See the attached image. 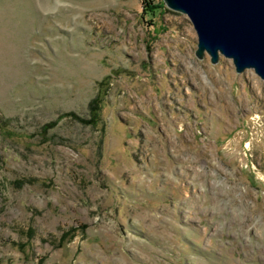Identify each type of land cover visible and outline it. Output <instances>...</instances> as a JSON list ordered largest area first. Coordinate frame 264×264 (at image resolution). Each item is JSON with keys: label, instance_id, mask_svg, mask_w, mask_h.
Wrapping results in <instances>:
<instances>
[{"label": "rangeland", "instance_id": "1", "mask_svg": "<svg viewBox=\"0 0 264 264\" xmlns=\"http://www.w3.org/2000/svg\"><path fill=\"white\" fill-rule=\"evenodd\" d=\"M197 42L163 0H0V264H264V80Z\"/></svg>", "mask_w": 264, "mask_h": 264}, {"label": "water", "instance_id": "2", "mask_svg": "<svg viewBox=\"0 0 264 264\" xmlns=\"http://www.w3.org/2000/svg\"><path fill=\"white\" fill-rule=\"evenodd\" d=\"M184 13L197 35L196 55L212 63L223 55L238 73L252 68L264 80V0H163Z\"/></svg>", "mask_w": 264, "mask_h": 264}, {"label": "trees", "instance_id": "3", "mask_svg": "<svg viewBox=\"0 0 264 264\" xmlns=\"http://www.w3.org/2000/svg\"><path fill=\"white\" fill-rule=\"evenodd\" d=\"M100 101L101 100H99L98 97L91 101V103H90V117L89 118L83 117L74 111L62 113L58 119L51 121L50 123H48L44 126L45 133L51 127H54L58 123V121L65 116H70L73 119L81 122L84 125H91L94 128L99 127L101 120H102L101 115H102V107H103V105L101 103L102 101L101 102Z\"/></svg>", "mask_w": 264, "mask_h": 264}]
</instances>
